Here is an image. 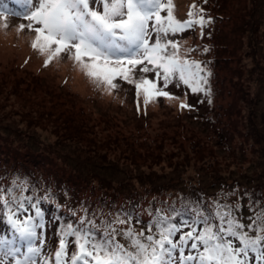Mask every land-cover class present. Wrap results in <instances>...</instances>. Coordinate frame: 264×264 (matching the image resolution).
I'll list each match as a JSON object with an SVG mask.
<instances>
[{
    "label": "rangeland",
    "instance_id": "obj_1",
    "mask_svg": "<svg viewBox=\"0 0 264 264\" xmlns=\"http://www.w3.org/2000/svg\"><path fill=\"white\" fill-rule=\"evenodd\" d=\"M218 2L174 0L180 20L187 18L193 3L211 18L217 10L228 15L214 39L215 57L224 60L217 65L219 81L212 106L202 93L193 94L175 83L165 90L179 100L159 97L145 105L143 92L137 98L133 84L117 78L118 87L108 89L67 57L45 67L46 57L31 47L34 33L19 30L28 23L23 15L0 17V160L4 163L0 188L6 189L2 176L25 173L31 163L28 157L45 156L52 165L41 166L50 174H62L66 181V170L78 165L87 180H112L118 188L124 185L126 192H160L168 187L183 191L190 186L185 179L206 186L213 177L208 165L197 161L195 134L208 162L223 165L216 173L219 177L237 181L242 190L257 187L264 194V0H230L222 9ZM195 30L168 38L179 41L185 53L200 44ZM198 61L203 63L202 57ZM133 76L155 78L138 70ZM20 80L25 83L18 92L15 86ZM32 80L41 81L33 94ZM181 101L191 109L181 110ZM251 125L254 129L248 132L246 126ZM222 141L232 144L238 159L221 151ZM154 153L165 154L167 161L157 165ZM92 186L101 189L97 181L81 191L89 194ZM45 217L42 238L45 254L50 255L57 247L59 229L48 213ZM149 218L143 211L136 214V221ZM0 237L14 239L4 237L1 229Z\"/></svg>",
    "mask_w": 264,
    "mask_h": 264
},
{
    "label": "snow or ice",
    "instance_id": "obj_2",
    "mask_svg": "<svg viewBox=\"0 0 264 264\" xmlns=\"http://www.w3.org/2000/svg\"><path fill=\"white\" fill-rule=\"evenodd\" d=\"M175 12L174 0H0V17L23 15L28 21L19 30L34 33L31 47L46 57L45 67L67 57L108 89L118 87L117 78L133 84L137 98L143 92L145 105L159 97L179 100L165 90L172 83L202 93L210 104L207 64L190 58L196 49L182 53L179 41L168 37L196 28L203 35L213 19L196 3L184 20ZM137 70L155 78H134ZM179 107L191 109L185 101ZM28 191L15 181L0 188V206L7 210L0 217L14 236L0 237V264H264V208L250 205L253 215L246 224L237 214L238 202L219 198L211 204L149 209L151 218L140 231L132 226L131 213L97 222L85 209L59 228L54 253L45 254L40 204L49 197L25 195ZM232 195L222 194L225 199Z\"/></svg>",
    "mask_w": 264,
    "mask_h": 264
},
{
    "label": "trees",
    "instance_id": "obj_3",
    "mask_svg": "<svg viewBox=\"0 0 264 264\" xmlns=\"http://www.w3.org/2000/svg\"><path fill=\"white\" fill-rule=\"evenodd\" d=\"M229 2L230 0H222L220 3L219 0L217 8H226ZM212 19L213 23L204 29L203 35H201L200 29L196 28L195 36L200 37V44L193 45L191 49H196V51L191 52L190 54V58L193 60H199L202 57L203 63L207 64L208 70L212 73L210 77L211 106L215 103L216 85L219 81V68H217V65H220V61L224 60V58H220L218 56L215 57L216 50L214 39L219 27L221 26L219 23L221 21L222 23L223 21H227L228 15L221 12V10H217V12L213 14ZM235 30L236 28L228 32H234ZM205 47L210 49V51L204 52L203 49ZM23 83H25V81L20 80L15 86L18 92ZM40 85L41 81L32 80V94L34 93L36 87ZM52 113L54 112H51V114ZM246 127H248L246 128L248 132L250 129H254L252 125ZM193 136L195 145L197 146L196 150L198 152L197 161L202 165H208V169L206 168V170L210 172L211 177H213L212 182L206 186L201 183L185 179V181H189L188 186L189 184L190 186L188 188H184L183 191L177 192L175 190H170L171 187H168L160 192H143L141 189H134L133 191L126 192L124 190V185L118 188L112 180H100L98 178H94L90 181L87 180L88 175L83 173L82 169L78 165L70 166L68 170H66V175L69 174L66 181L63 180L62 174H50L48 173V169L41 166L43 162L46 164L47 162H50V164L47 165L51 167L52 159L49 156H45L37 160L32 157H28L31 163L28 164L25 173L15 178H6L5 176H2L1 179L5 181V188L11 187L15 181L17 183L24 184V186L29 189L25 195L41 198L48 196L49 199L42 200L40 207L46 213L49 211V213L54 217L53 220L59 222L61 226L65 223L73 222L74 219H78L79 216L83 214L84 210L87 209L90 215L93 213L96 215L97 222H99L101 217L110 218L116 213H131L130 219L132 226L138 231L139 227L144 228L149 222L151 218L149 215V209L155 210L159 208H166L170 205H175V207L179 209L182 202L195 203L197 201H201L204 204H211L218 198L221 199L222 202H238L240 204V208L237 214L244 223H249L250 221L248 218L253 215L250 205L264 208V194L257 187H248L242 190L241 184L237 181L230 178L226 179L219 177L216 173L222 170L221 168L223 165L219 162H208V158L205 154L206 149L202 147L200 139L195 134H193ZM232 141L233 138H231V142ZM220 146L221 151L227 154L228 158L238 159L237 153L233 150L231 143L222 141ZM154 157V161L157 165L163 161H167V156L165 154H155ZM3 165L4 163L0 160V168ZM97 181L101 189H97L96 186H92L89 190V194L81 191V189L85 186L93 185ZM224 193H235V195L225 199L222 196ZM57 205L60 207L57 208ZM6 211V209H3L2 206H0V212ZM141 211L150 217L147 222L141 220H138L139 222L136 221V214ZM73 212L76 213V217H73ZM0 229L4 237L14 238L13 231L6 223V219L4 217H0ZM117 239L121 243H125L122 238L117 237ZM72 250L73 249H71V251Z\"/></svg>",
    "mask_w": 264,
    "mask_h": 264
}]
</instances>
